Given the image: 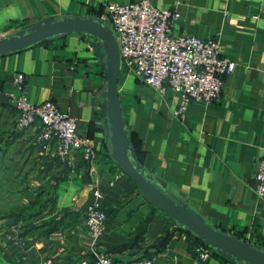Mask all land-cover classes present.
<instances>
[{
  "label": "crops",
  "instance_id": "0c3cea01",
  "mask_svg": "<svg viewBox=\"0 0 264 264\" xmlns=\"http://www.w3.org/2000/svg\"><path fill=\"white\" fill-rule=\"evenodd\" d=\"M126 1L138 0H0V38L52 15L98 18L106 3ZM147 1L179 13L173 32L217 37L220 54L233 68L223 75L215 101L189 100L174 115L176 92L168 87L158 92L119 67L117 96L130 147L145 172L207 223L264 246V199L256 193L255 179L264 150V0ZM16 73L23 76L28 100L54 102L92 147L90 165L106 215L95 241L83 219L90 200L89 165L75 151L70 163L63 162V172L45 169L39 156H54L29 147L32 127L15 128L16 111L7 94L19 93ZM103 76L93 39L81 33L0 55V177L16 174L15 182L27 185L31 194L35 186L43 187V197L25 208L34 227L21 235L29 242L21 255L11 250L0 218V264H75L97 254L111 256L114 264L145 257L157 264H194L193 237L149 205L106 153L99 105ZM49 193V207L39 211ZM163 232L171 236L160 247ZM204 264L233 263L212 251Z\"/></svg>",
  "mask_w": 264,
  "mask_h": 264
},
{
  "label": "built area",
  "instance_id": "2783aa9c",
  "mask_svg": "<svg viewBox=\"0 0 264 264\" xmlns=\"http://www.w3.org/2000/svg\"><path fill=\"white\" fill-rule=\"evenodd\" d=\"M100 19L111 27L118 48L119 67L126 68L144 84L158 92L169 88L180 96L174 115H179L189 100L204 104L215 101L221 89L222 77L233 68V62L220 54L217 37L199 38L173 32L179 20L174 9H159L147 0L106 3ZM17 95L7 94L16 111V129L32 127L33 143L39 154L50 153L58 160L70 163L72 152L88 163L90 200L83 211L84 224L95 241L104 229L106 219L101 207L98 188L90 161L93 150L88 140L75 132V120L60 110L51 100L38 103L22 92L23 76L13 78ZM256 193L264 199V150L255 174ZM19 225L10 226L6 239L18 248L26 247L18 235ZM194 264H204L211 248L198 244L193 248ZM75 264H114L111 256L94 255L79 259ZM127 264H157L153 258L130 260ZM172 264H176L175 262Z\"/></svg>",
  "mask_w": 264,
  "mask_h": 264
},
{
  "label": "water",
  "instance_id": "95a60500",
  "mask_svg": "<svg viewBox=\"0 0 264 264\" xmlns=\"http://www.w3.org/2000/svg\"><path fill=\"white\" fill-rule=\"evenodd\" d=\"M74 33L93 39L95 52L104 71L99 105L108 157L133 181L149 205L161 210L175 224L212 251L233 264H264V246L252 244L213 227L139 165L130 147L119 108L118 48L107 21L93 16L52 15L0 38V55Z\"/></svg>",
  "mask_w": 264,
  "mask_h": 264
},
{
  "label": "trees",
  "instance_id": "16d2710c",
  "mask_svg": "<svg viewBox=\"0 0 264 264\" xmlns=\"http://www.w3.org/2000/svg\"><path fill=\"white\" fill-rule=\"evenodd\" d=\"M29 147L32 148L36 154L38 147L33 143V137ZM0 152H1L0 155L2 157L4 153L1 151V149ZM39 157L43 161H46L44 162L43 165L45 169L48 170L49 173L51 172V170L55 168L59 169L60 172H63V170L66 169V165L63 162H60L56 157L53 158L50 157L46 158L41 156ZM36 175H39V171L37 172ZM58 175L59 172H57L55 176L53 175L54 179ZM11 176L12 175L4 174L2 177H0V181L2 182V183L0 182V200L3 201V203H0V218H5V223H4L5 229L6 228L8 229L10 226L19 225L18 235L21 237V235H23L26 231L34 227L32 222L33 214L27 213L25 208L31 206L34 202L38 200L39 197H43L42 196L43 187L35 186L33 188L34 193L31 194L27 190V185L25 187V184L22 183L21 185H19L20 182H15V179L17 178L16 174L13 175V177ZM22 198L26 199V202L24 204L25 206L19 204ZM51 200H52L51 193H49L47 199L42 202V205H40L41 207L39 206V211L44 210L46 207H49ZM179 229L182 232H184L187 236L192 237L187 231L183 230L182 228ZM170 236H171L170 233L163 232L161 237H159V239L157 240L159 246L162 247L170 239ZM8 243L10 244V248L12 251H17V250L20 251V248L16 249V247L13 246L10 241H8ZM190 244L194 248L196 245L202 243L193 237V240L190 242ZM25 245L27 247L29 245V242L26 241ZM21 254L22 253L20 251V255Z\"/></svg>",
  "mask_w": 264,
  "mask_h": 264
},
{
  "label": "rangeland",
  "instance_id": "374dc122",
  "mask_svg": "<svg viewBox=\"0 0 264 264\" xmlns=\"http://www.w3.org/2000/svg\"><path fill=\"white\" fill-rule=\"evenodd\" d=\"M2 38V37H1ZM120 69H124L122 66L120 67ZM126 69V68H125ZM0 203H3V201L0 200Z\"/></svg>",
  "mask_w": 264,
  "mask_h": 264
}]
</instances>
